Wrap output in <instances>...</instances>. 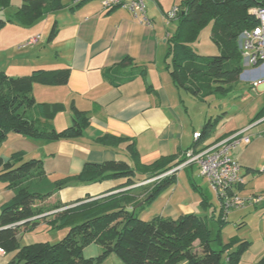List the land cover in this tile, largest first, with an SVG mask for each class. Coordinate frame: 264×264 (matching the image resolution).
I'll list each match as a JSON object with an SVG mask.
<instances>
[{
  "label": "trees",
  "instance_id": "1",
  "mask_svg": "<svg viewBox=\"0 0 264 264\" xmlns=\"http://www.w3.org/2000/svg\"><path fill=\"white\" fill-rule=\"evenodd\" d=\"M61 2L24 0L13 15L0 17V31L7 23L31 26L46 14L60 10ZM10 6L11 0H0V14ZM257 7H264V0H184L179 5L176 28L166 39L164 65L173 86L200 101L230 93L243 70L239 38L244 31L257 25L256 18L249 13ZM207 24H210V40L218 52L212 57L200 56L191 47ZM56 32L53 25L48 42L53 40ZM131 63L129 57L123 58L114 65V70L105 73V79L111 86L119 87L136 76L144 77V68L126 74L121 72V68ZM69 74L68 68L35 70L20 77L0 71V148L10 134L42 142L71 141L82 137L89 122L86 112L70 104V126L55 131L49 123L57 114L65 112L66 107L61 103H36L32 95L34 84L63 86L67 84ZM218 118L203 125L198 138L185 152L204 149L239 131L206 144L216 131ZM262 118L264 107L249 125ZM97 142L105 147L127 143L132 167L121 160L86 164L77 175L51 180L44 172L42 161L25 159L23 151L12 153L6 161L0 157V182L12 192L11 199L0 207V250L14 253L6 264H102L111 255L117 256L122 264H239L250 243L235 237L228 243L220 240V232L226 224L224 218L228 214H223L220 205L219 231L215 237L208 229L206 217L195 214L180 215L176 220L162 216H155L150 221L139 219L138 212L151 205L175 182L177 171L163 175L180 166L185 155L179 160L170 156L142 166L134 142L110 135ZM116 179H125L124 188L155 180L146 186L95 200L86 198L66 205H45L49 198L74 182L93 184ZM200 198L201 208L207 209L208 201L203 195ZM138 203L142 206L127 212ZM53 211L56 212L45 215ZM43 222L56 229L68 230L54 244L20 246L18 236L21 232ZM92 244L99 246L101 252L94 258H85L83 250ZM255 264H264V255Z\"/></svg>",
  "mask_w": 264,
  "mask_h": 264
},
{
  "label": "crops",
  "instance_id": "2",
  "mask_svg": "<svg viewBox=\"0 0 264 264\" xmlns=\"http://www.w3.org/2000/svg\"><path fill=\"white\" fill-rule=\"evenodd\" d=\"M23 1L11 0V6L18 8ZM183 1L145 0V15L142 18L135 17L122 9L103 11L98 0H89L80 6H75L73 0H62L60 10L46 14L31 26L22 27L7 23L0 31V49L6 45L9 48L24 49L22 45L31 39H37L33 45H30L29 52H37L39 55L40 50H45L40 46L43 45L46 33L53 25L56 26V35L50 43L54 47L53 57L48 60L28 62L29 68H27L33 67L31 72L65 68L70 70L66 85H33L32 92L36 103H61L66 107L65 112L57 114L50 121L51 127L55 131H62L70 126L71 116L68 110L70 104H73L77 110L86 112L89 117L88 126L79 139L59 142L38 141L41 147L37 146L35 151L20 150L25 152V159H40L45 174L51 180L77 175L86 164L121 160L132 167L133 163L126 150L127 143H121L117 147H105L97 142L100 138L110 135L134 142L139 165L148 166L170 156L179 160L194 142V135L200 133L201 124L196 129L192 122L187 121L191 125L192 136V142L188 144L189 126L182 118L179 107L175 106L167 94L166 89L173 84L165 70L164 58H161L162 63H159L158 59L159 47L174 32L177 25L176 18L169 20L167 14L173 9L179 10V5ZM40 40L42 43L38 44ZM42 53L45 55L44 52ZM24 55L22 57H25ZM125 57L132 59V63L121 68L122 73L144 68L145 76H136L130 82L113 87L105 79V73L110 69L114 70V65ZM244 84L250 92L264 95V83L252 89L249 84ZM201 123L204 125V121ZM258 124L260 123L255 125ZM243 128L246 127L240 129ZM233 131L236 130L221 136H216L215 131L207 143L221 139ZM250 131L251 129L247 133L251 136L250 144L239 146L243 148L240 161L238 157L235 158L233 152L231 153L240 167V175L243 179V184L237 193L238 195L245 193L249 197L261 196L262 200L257 204H247L253 210L252 216L257 221L258 235L255 242L257 245L252 248L254 244L251 243L239 264L243 262L255 264L264 255V131L249 134ZM247 147L252 149L249 151ZM10 155L1 158L6 161ZM193 168L191 166L178 170L175 182L178 180L179 172H186L187 182L192 185V189L198 190L199 194L204 196L201 188L193 183ZM249 170L252 172H248ZM125 182V179L106 180L93 184L74 182L49 198L45 205H66L86 198L95 200L135 188L134 186L124 188ZM249 186L251 190H247ZM162 193L163 191L157 198ZM11 197L12 192L6 189L5 183L0 182V207ZM173 199L171 193L163 202L157 216L176 220L180 215L195 214L191 206L176 205L177 202L174 203ZM195 202L197 203L196 199ZM200 209L205 214V210ZM55 212L45 215L50 216ZM49 219L50 217L47 220ZM245 226L247 222L241 221L236 227L237 231H241ZM23 237V234L18 236L20 246ZM32 243L34 242H25V245ZM86 250L84 249L83 252ZM88 250L89 258H94L101 252L99 246ZM248 251L250 253L246 255ZM13 255L14 253H0V264H6Z\"/></svg>",
  "mask_w": 264,
  "mask_h": 264
},
{
  "label": "rangeland",
  "instance_id": "3",
  "mask_svg": "<svg viewBox=\"0 0 264 264\" xmlns=\"http://www.w3.org/2000/svg\"><path fill=\"white\" fill-rule=\"evenodd\" d=\"M73 2L75 4L76 0H73ZM16 8L17 7H12V6L6 8L4 12L0 14V17L8 18L10 15H13V13L16 11ZM49 33L50 30H48V32L44 37L43 45L40 46V48L41 47L45 48V50H40L41 51L40 55L37 52L30 53L29 52L30 46H27L23 49L17 47L9 48L8 45H6L3 49H0V71L12 77L26 76L33 69V67L27 69L29 68L28 62L40 61L41 59L42 61L45 59L48 60L49 58L51 59L54 54L52 53L54 47L50 45L52 40L48 42ZM41 43L42 40L38 42V44ZM191 47L198 55L203 57H212L218 54L216 47L213 45V43L210 40V24H207L202 29V31H200L197 40L193 44H191ZM166 51H167V45L165 40L164 44L159 47V59H158L159 63H162L161 60L164 58ZM42 52H44L45 55H43ZM23 55L25 57H22ZM39 56L41 58H39ZM29 59L31 60L29 61ZM35 87H42V86H35ZM247 88L248 87L246 86V84L237 81V83L232 87L231 92L228 93L227 95L213 96V97L205 98L202 101H200V99H196L190 96L184 90H177L173 86L168 87L166 89L168 96L171 98L175 106L179 107L182 118L189 126L188 144L192 142V136L190 132L191 125L188 122H192L193 127H195L196 129L201 124V128L199 127L200 128L199 131H201L203 128V124L201 122L204 121L205 124V122H207L210 119L215 120L218 117H221L218 118L217 120L218 122L215 129L216 136H221L222 134L229 132L231 130H237V129L241 130L240 128L242 127H250V126H252V128L249 134H253L254 132L264 131V118L249 125V122L253 120L256 114L264 107V95L258 94L253 91L250 92ZM32 95L33 97H35L33 92ZM258 122L260 124L255 125ZM254 125L255 128H253ZM210 143L211 142L206 144H210ZM37 146L41 147L38 141L24 138L18 134H10L7 141L0 148V157L9 156L12 152H16L20 150H26L28 152H31V150L35 151ZM247 148H249L248 149L249 151L252 149L250 147ZM242 149L243 148L239 147L236 150L232 151L235 158L238 157L239 161L242 157ZM240 164L241 166H243L242 163ZM193 167H194L193 183L201 188V191L203 192L206 200L209 203L208 208L205 209V214L202 213L200 209L201 207L199 206V202H198L199 199L198 197H200L199 191L192 189V185L187 182L186 172L181 171L178 174V180L175 182L173 186H171L170 188L168 187V189L166 188L167 190H164L163 193L157 198V200L154 203H152L147 207H144L141 211L138 212L139 219L143 221L152 220L155 216H157L160 213L163 202L166 201V199L172 193L174 198L173 199L174 203L177 202L176 205L180 204V205L191 206L193 208L192 212H195L196 215H204L206 217L208 229L211 231L212 236L215 237L219 231V223H218V218L220 215L219 203L217 198L215 197L214 192L210 189L209 185L207 184L206 180H204L199 176V170H197V167L195 166ZM143 183L145 182L137 183L134 187L136 188V187L146 186L147 184H151V182L147 184H143ZM249 187L250 188H248L247 190H251V186ZM239 195L238 196L243 200L249 197L246 196L245 193L243 195L242 194ZM195 199L197 200V203L195 202ZM199 201H201V198L199 199ZM252 213L253 210L247 204L244 205L243 208L230 210L227 216H225L224 218L226 224L220 232V240L223 243H228L231 238L235 237L238 238L239 240L249 242L250 246L251 243L253 242L252 245L253 244L254 245L252 246V248H254V246L257 245L255 242L258 233L256 230L257 221L255 217L252 216ZM241 221H244L245 223L247 222V226H245V228L242 229L241 231H237L238 229L236 227L237 225L240 224ZM67 230L68 228L56 229L50 226L49 224L40 223L39 226L21 232V235L23 234L24 237L20 244L21 246H24L25 242H31V241L34 243L47 242L49 244H54L58 242L66 234ZM96 247L98 246H96L95 244L86 247L85 248V250L87 249L86 252H83V255L86 256L85 258H89L88 249H94ZM252 248L250 249V251H252ZM250 251H248L246 255H248ZM118 261L119 263L121 262V260L117 256L111 255L102 264H119ZM242 264H247V263L243 262Z\"/></svg>",
  "mask_w": 264,
  "mask_h": 264
},
{
  "label": "built area",
  "instance_id": "4",
  "mask_svg": "<svg viewBox=\"0 0 264 264\" xmlns=\"http://www.w3.org/2000/svg\"><path fill=\"white\" fill-rule=\"evenodd\" d=\"M85 0H76V3ZM103 11L122 9L133 16L144 18L145 0H98ZM179 10L173 9L167 14V19H175ZM249 13L256 18L257 25L244 31L239 38V51L242 59L243 70L238 81L247 83L252 88L264 83V7L253 8ZM37 39H31L22 47L33 45ZM252 126L243 128L221 141L212 143L204 149L197 148L185 153L184 162L168 172L169 175L175 171L189 166H197L199 176L206 180L210 189L214 192L223 214L232 209L242 208L246 204H257L262 200L261 196H250L243 200L237 195V189L243 184L240 175V167L232 157L231 152L241 145H248L251 136L248 135ZM198 134L194 135V140ZM163 176L159 177L162 178ZM155 179L143 184L150 183ZM2 254L3 251L0 250Z\"/></svg>",
  "mask_w": 264,
  "mask_h": 264
},
{
  "label": "water",
  "instance_id": "5",
  "mask_svg": "<svg viewBox=\"0 0 264 264\" xmlns=\"http://www.w3.org/2000/svg\"><path fill=\"white\" fill-rule=\"evenodd\" d=\"M141 206H142V203H138L135 207L128 209L127 212H132Z\"/></svg>",
  "mask_w": 264,
  "mask_h": 264
}]
</instances>
